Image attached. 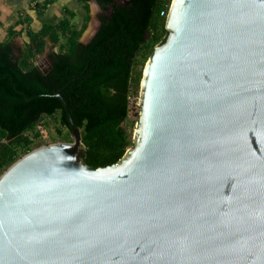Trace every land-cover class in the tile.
<instances>
[{
	"label": "water",
	"instance_id": "obj_1",
	"mask_svg": "<svg viewBox=\"0 0 264 264\" xmlns=\"http://www.w3.org/2000/svg\"><path fill=\"white\" fill-rule=\"evenodd\" d=\"M165 29L117 162L67 111L1 173L0 264H264V0H171Z\"/></svg>",
	"mask_w": 264,
	"mask_h": 264
},
{
	"label": "trees",
	"instance_id": "obj_2",
	"mask_svg": "<svg viewBox=\"0 0 264 264\" xmlns=\"http://www.w3.org/2000/svg\"><path fill=\"white\" fill-rule=\"evenodd\" d=\"M54 1L44 0L41 8ZM78 1L85 11L81 26L65 17L37 31L27 28V41L17 50L11 40L18 33L9 30L0 41V173L32 150L28 133L38 137L45 121L56 123L52 142L72 141L68 112L81 131L87 165H112L133 145L139 108L127 126L130 105L139 96L147 59L167 37L160 13L171 0H97L100 24L86 44L79 39L90 18L88 0ZM47 42L57 51L47 53L44 73L37 63Z\"/></svg>",
	"mask_w": 264,
	"mask_h": 264
},
{
	"label": "crops",
	"instance_id": "obj_3",
	"mask_svg": "<svg viewBox=\"0 0 264 264\" xmlns=\"http://www.w3.org/2000/svg\"><path fill=\"white\" fill-rule=\"evenodd\" d=\"M44 0H0V41L8 38V31L18 33L12 38L14 50L21 49L27 41V28L39 30L43 25L55 24L67 17L78 26H81L85 15L82 4L78 0H55L45 8H41ZM97 0H88L89 23L96 20L93 32L99 27L98 14L101 13ZM86 26V27H87ZM91 34V33H90ZM48 47L51 43L47 42Z\"/></svg>",
	"mask_w": 264,
	"mask_h": 264
},
{
	"label": "rangeland",
	"instance_id": "obj_4",
	"mask_svg": "<svg viewBox=\"0 0 264 264\" xmlns=\"http://www.w3.org/2000/svg\"><path fill=\"white\" fill-rule=\"evenodd\" d=\"M126 1H128V0H116V2L121 3V4L125 3ZM167 15L165 16V19H166ZM95 23H96V20L94 19V22H91L88 24V26L85 28V30L83 31V33L79 39L80 41H85L88 38L91 31L93 30V26H95ZM50 51H57V46H53L51 44V47H47L45 54L43 56H41V58L38 60V62H40V64H41L42 69L48 68L49 62L47 59V53ZM138 101H139V96H138L136 102L134 104L130 105L131 109H130V113H129V118L127 119L128 121L126 122L127 126L130 125L131 119L134 118V111H137L139 108ZM45 122L47 124V121H45ZM46 124H42L37 128L38 133H39L38 137H34V133H28V135L33 140L32 150L36 149L40 146L51 144V143H53L51 140H53V138H57L58 135H57V132H56L55 126H54V125H56V123H52V124L47 125V126H46ZM132 141H133V139H132ZM56 142H59V141H56ZM68 142H71V141H68Z\"/></svg>",
	"mask_w": 264,
	"mask_h": 264
},
{
	"label": "built area",
	"instance_id": "obj_5",
	"mask_svg": "<svg viewBox=\"0 0 264 264\" xmlns=\"http://www.w3.org/2000/svg\"><path fill=\"white\" fill-rule=\"evenodd\" d=\"M169 8H170V5H169V7H168V9H167V11H162L160 14L163 16V15H167L168 14V11H169ZM129 99H130V101H133V100H135V98H131V97H129ZM0 175H1V173H0Z\"/></svg>",
	"mask_w": 264,
	"mask_h": 264
}]
</instances>
